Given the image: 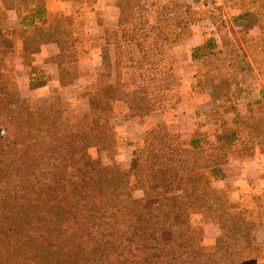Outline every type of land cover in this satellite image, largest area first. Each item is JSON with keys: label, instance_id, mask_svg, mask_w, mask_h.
<instances>
[{"label": "trees", "instance_id": "obj_1", "mask_svg": "<svg viewBox=\"0 0 264 264\" xmlns=\"http://www.w3.org/2000/svg\"><path fill=\"white\" fill-rule=\"evenodd\" d=\"M15 1L0 9V264H262L253 216L226 195L203 191L201 180L189 176L192 170L219 172L225 163L221 155L203 156L197 144L188 149L159 126L144 133L145 146L134 150L131 168L123 169L114 158L115 105L124 103L130 118H142L163 111L165 104L150 102L160 81L157 54L150 52L160 48L148 25L146 1L120 0L116 29H104L105 44L114 50V82L106 79L89 94L86 122L58 95L38 108L9 89L4 75L9 50L1 47L10 42L3 24L8 10L32 33L25 49L30 65L43 44L57 42L60 54L53 60L65 85L70 82L65 83L62 65L75 59L67 53L68 40L55 29L36 30L38 22L46 24L42 0L26 1L33 6L28 15ZM261 7L263 30L264 0ZM190 11L188 6L185 13ZM185 26L178 20L177 27ZM31 71L37 75L31 86L42 85V71ZM91 148L108 151L111 163L92 157ZM130 176L143 190L142 199L132 196ZM194 212L218 224L211 250L204 249L203 232L192 225Z\"/></svg>", "mask_w": 264, "mask_h": 264}, {"label": "rangeland", "instance_id": "obj_2", "mask_svg": "<svg viewBox=\"0 0 264 264\" xmlns=\"http://www.w3.org/2000/svg\"><path fill=\"white\" fill-rule=\"evenodd\" d=\"M26 1H15L23 15L33 8L26 6ZM42 1L46 24L38 22L36 30L51 27L68 40L67 53L75 59L62 65L65 83L78 78L85 81L76 98L65 94L62 100L68 111L83 113L86 122L89 94L101 88L106 79L114 82V50L105 44L104 29H116L121 15L120 0ZM143 1L148 7V25L153 27L152 35L159 36L160 48L150 52L157 54L156 74L160 80L156 91L150 93V102L164 100L165 104L163 111L142 118H130L124 103L115 105L112 124L118 152L114 158L123 169L131 168L134 150L145 146L144 133L159 126L179 137L188 149L197 144L204 150L203 156L221 155L225 163L219 172L192 170L189 176L201 180L203 191L220 192L253 216L264 256V22L262 30L258 20L262 0ZM5 3L14 5V0H0V9H4ZM188 6L189 14L185 13ZM6 15L3 24L9 29L10 42L1 46L9 50L4 75L9 89L20 91L24 69L32 65L25 50L32 33L14 10H8ZM180 19L186 23L185 28L177 27ZM34 45L35 41L29 44L31 49ZM136 48L137 53L140 48ZM101 51L103 58L106 55L102 65L82 63L93 61ZM28 98L38 108L51 103L49 96ZM89 153L103 163H111L106 150L91 148ZM128 184L132 196L142 199L143 190L135 186L133 176L128 178ZM190 220L203 232L204 249L211 250L219 234L218 224L212 216L199 212L192 213Z\"/></svg>", "mask_w": 264, "mask_h": 264}, {"label": "crops", "instance_id": "obj_3", "mask_svg": "<svg viewBox=\"0 0 264 264\" xmlns=\"http://www.w3.org/2000/svg\"><path fill=\"white\" fill-rule=\"evenodd\" d=\"M105 45V44H104ZM111 53V52H110ZM60 54V47L57 42H48L41 46L40 51L35 54V59L30 66V69H24L25 76L20 83V93L24 97L30 96H55L58 95L64 98L65 94H69L70 98H76L82 91V84L84 83V78H78L72 80L69 84L63 83L62 77L60 76L59 66L53 59H55ZM103 56L102 51L99 55H94V60H88L82 63H91L99 66L102 65ZM81 64V62H80ZM39 68L41 70V77H43V84L31 86V81L36 79L37 76L31 71L32 68Z\"/></svg>", "mask_w": 264, "mask_h": 264}]
</instances>
